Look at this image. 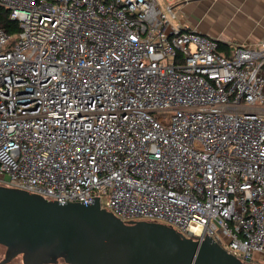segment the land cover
Here are the masks:
<instances>
[{
	"label": "built area",
	"instance_id": "obj_1",
	"mask_svg": "<svg viewBox=\"0 0 264 264\" xmlns=\"http://www.w3.org/2000/svg\"><path fill=\"white\" fill-rule=\"evenodd\" d=\"M0 7V185L264 263V41L219 49L158 0Z\"/></svg>",
	"mask_w": 264,
	"mask_h": 264
},
{
	"label": "water",
	"instance_id": "obj_2",
	"mask_svg": "<svg viewBox=\"0 0 264 264\" xmlns=\"http://www.w3.org/2000/svg\"><path fill=\"white\" fill-rule=\"evenodd\" d=\"M0 264H243L211 237H183L164 223L124 222L91 203H61L0 185Z\"/></svg>",
	"mask_w": 264,
	"mask_h": 264
},
{
	"label": "crops",
	"instance_id": "obj_3",
	"mask_svg": "<svg viewBox=\"0 0 264 264\" xmlns=\"http://www.w3.org/2000/svg\"><path fill=\"white\" fill-rule=\"evenodd\" d=\"M170 26L193 30L230 47L264 41V0H158Z\"/></svg>",
	"mask_w": 264,
	"mask_h": 264
},
{
	"label": "trees",
	"instance_id": "obj_4",
	"mask_svg": "<svg viewBox=\"0 0 264 264\" xmlns=\"http://www.w3.org/2000/svg\"><path fill=\"white\" fill-rule=\"evenodd\" d=\"M0 26L3 27L5 31L10 35L16 34L19 30L18 23L9 18L8 10L1 7H0ZM218 43H219V49H225V50L229 49V45L227 43L220 40L218 41ZM59 263H63V262H59Z\"/></svg>",
	"mask_w": 264,
	"mask_h": 264
},
{
	"label": "rangeland",
	"instance_id": "obj_5",
	"mask_svg": "<svg viewBox=\"0 0 264 264\" xmlns=\"http://www.w3.org/2000/svg\"><path fill=\"white\" fill-rule=\"evenodd\" d=\"M4 251H5V248L2 245H0V260L4 256ZM7 264H21L20 256L14 258L12 261H10ZM60 264H63V263H60ZM249 264H264V263L261 260H255V261H251Z\"/></svg>",
	"mask_w": 264,
	"mask_h": 264
}]
</instances>
